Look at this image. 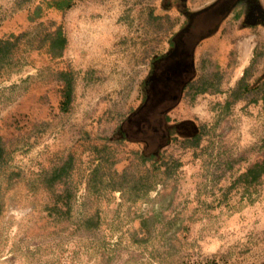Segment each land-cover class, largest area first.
I'll use <instances>...</instances> for the list:
<instances>
[{
	"label": "rangeland",
	"instance_id": "374dc122",
	"mask_svg": "<svg viewBox=\"0 0 264 264\" xmlns=\"http://www.w3.org/2000/svg\"><path fill=\"white\" fill-rule=\"evenodd\" d=\"M56 1L0 0V43H11L0 62V264H264V175L250 191L236 182L264 161V25L244 28L243 7L197 40L196 77L158 146L128 129L202 11L188 0ZM59 30L67 44L55 53Z\"/></svg>",
	"mask_w": 264,
	"mask_h": 264
},
{
	"label": "flooded vegetation",
	"instance_id": "af4514ba",
	"mask_svg": "<svg viewBox=\"0 0 264 264\" xmlns=\"http://www.w3.org/2000/svg\"><path fill=\"white\" fill-rule=\"evenodd\" d=\"M242 4H244V8H246L248 11V12L246 11L247 13L244 21L246 22L247 25H260V24L264 25V6L262 4H259L257 0H244ZM191 29H194L193 24L192 26H189L180 37L177 38L178 40L176 41V43H174L173 52L169 57H167L166 59L167 61L171 59L172 60L176 59L175 56L176 57L179 56L178 58H180L181 56L183 57L184 52L189 53L188 51L192 48V46L196 42L197 36L200 37L202 36L201 38H206L207 34L209 35L210 32L212 31V30L207 31L204 28H199L198 30H196L197 32L192 33ZM185 33H188L190 36L189 37L185 36L184 35ZM197 44L198 43H195L196 46ZM183 63L184 62L179 64L178 60H175L172 63L175 66V68L173 70L168 69L165 72H163L164 81L161 84L165 85L163 91L165 90L167 92V95L175 93L178 86L180 85L179 84L180 79L188 75L189 73L188 71L190 67L186 66L185 67L186 69L184 70L182 66ZM156 73L157 70L153 72L151 80L156 75ZM195 73H196V64L194 58V73H193L194 75L191 79H189L186 82V85L183 88V93L188 87H190L192 80L194 79ZM152 90L153 89H151L150 87V92H152ZM150 98H151V93H150ZM150 98L148 104L146 105V108L150 104ZM173 108L167 107L166 109H160L158 111L155 110L152 113H148L146 116H143L140 121L137 119L132 123V126H130V128L128 129L127 135L137 136L147 144H149L150 142H154L155 144H158V146L163 145L165 141H168L167 140L168 136H171V132L174 127V126H170L171 123L169 120L170 110H172ZM145 109L143 111H145Z\"/></svg>",
	"mask_w": 264,
	"mask_h": 264
},
{
	"label": "water",
	"instance_id": "95a60500",
	"mask_svg": "<svg viewBox=\"0 0 264 264\" xmlns=\"http://www.w3.org/2000/svg\"><path fill=\"white\" fill-rule=\"evenodd\" d=\"M239 0H221L218 4L204 10L201 12L196 20L193 22V27L194 29H191L192 33L197 32L199 28H204L207 31L213 30L218 22L222 20L226 15H228L233 7L237 4ZM185 36H190L188 33L184 34ZM202 37V36H201ZM200 36H197V40L201 39ZM197 40L195 43H197ZM195 43L192 46V48L187 52H184L183 57L181 56H175L176 59L174 60H166L162 62L158 67H157V73L156 75L150 80V87L152 90L151 93V98H150V104L147 106L145 111L141 112V114L136 118L139 121L142 119L143 116H146L148 113H152L155 110H160V109H166L167 107L173 108L177 106L179 101L181 100L182 94H183V88L186 85V82L193 77L194 73V48H195ZM187 59V61H186ZM175 60H178L179 64L183 63V68L184 70L186 69V66H189V73L187 76L182 77L179 81V86L175 93H172L170 95H167V92L163 89L165 87L164 84H161L164 80L163 76L161 75L167 68L169 70H173L175 66L172 64ZM187 63V65H186ZM185 65V66H184ZM188 68V67H187ZM161 75V76H160ZM161 84V85H160ZM162 89V90H160ZM135 120V121H136Z\"/></svg>",
	"mask_w": 264,
	"mask_h": 264
},
{
	"label": "trees",
	"instance_id": "16d2710c",
	"mask_svg": "<svg viewBox=\"0 0 264 264\" xmlns=\"http://www.w3.org/2000/svg\"><path fill=\"white\" fill-rule=\"evenodd\" d=\"M56 7L59 10L70 9L72 7L71 0H58L54 2L53 7ZM67 44V39L62 35V32L59 30L55 33L54 38L51 41V51L55 53H61ZM11 51V43L10 41H4L0 43V62H3L8 58V54ZM72 89L68 91V97L71 96ZM5 157V149L2 144V140L0 138V166ZM64 170H59L57 174H55V181L60 179ZM264 175V161L258 162L248 168L246 172H244L241 176H239L237 183L242 184L244 189L250 191L251 187L256 184L260 178Z\"/></svg>",
	"mask_w": 264,
	"mask_h": 264
},
{
	"label": "crops",
	"instance_id": "0c3cea01",
	"mask_svg": "<svg viewBox=\"0 0 264 264\" xmlns=\"http://www.w3.org/2000/svg\"><path fill=\"white\" fill-rule=\"evenodd\" d=\"M220 1L221 0H188L187 6L191 8V10H189V11H193V12H201L202 11L203 12L204 10L207 9V7L210 8V7L218 4ZM238 2L233 7V9L231 10V12L228 15H226L222 20H220L218 22L217 26L210 32V34H209V37L210 38L218 36L219 33H220V31L222 30V28L224 26H226L228 23H231L229 21V18L231 17L232 13H235L234 11H236V10L238 11V10H240V9H242L244 7V4L238 5L239 4ZM258 2H261V0H258ZM237 15L239 16L240 14L237 13ZM240 23H241V21H240ZM249 27L250 28H252V27H258V25H253V26L247 25L244 28H249ZM197 46H198V44H197ZM197 46H196L195 51H194V58H195V53H196V50H197ZM195 64H196V61H195ZM196 74L197 73H195L194 79L196 77ZM193 80H192V82H193ZM186 91H187V89L184 91V93H183V95L181 97V100L179 101V103L177 104V106L181 103V101L183 99V96L185 95Z\"/></svg>",
	"mask_w": 264,
	"mask_h": 264
}]
</instances>
